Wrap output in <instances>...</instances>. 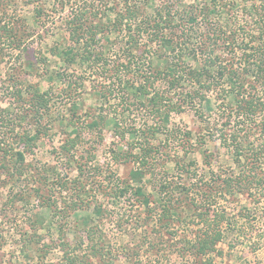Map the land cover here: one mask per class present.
Returning <instances> with one entry per match:
<instances>
[{
  "label": "trees",
  "instance_id": "trees-1",
  "mask_svg": "<svg viewBox=\"0 0 264 264\" xmlns=\"http://www.w3.org/2000/svg\"><path fill=\"white\" fill-rule=\"evenodd\" d=\"M64 1L76 3L78 0ZM122 2L124 10L114 13L112 22L109 21L111 26L91 22L87 8L73 14L69 37L75 45L62 50L60 57L66 66L79 62L93 68L102 65L103 70L108 63L104 54L94 48L96 36L107 31H117L122 36L124 62L113 67L112 79L108 83L95 89L103 104L109 105V100L116 98L117 106L123 108L108 121L116 139L109 150L112 163L133 165L126 180L109 173V190L117 198L131 193L135 203L144 210V220L152 221L153 216L159 236L167 235L173 240L180 235L182 244L166 245L179 257L193 258L196 264H212L210 255H222L219 245L230 234L249 228L253 230L248 219L252 210L244 207L237 213H230L221 205L245 197L252 209L260 204L264 206V0H200L191 4L160 0L161 5L153 16L142 15L141 3ZM243 12L248 15L241 26L238 14L243 15ZM250 20L254 27L248 25ZM200 26L202 35H195L194 29ZM80 42H83L81 46ZM191 59L197 63L189 65ZM27 66L31 67L30 64ZM56 77L60 78L59 75ZM72 83L67 86L71 88ZM171 91L178 92L176 101L170 96ZM17 95L21 92L17 91ZM31 100L39 116L47 110L50 98L46 91H35ZM130 106L144 110L150 123L136 130L124 122V112L129 111ZM186 108L205 125L202 130H206V135L209 138L215 136L229 154L235 167L233 172L210 171L208 177H199L195 183H172L157 170L164 158L154 143L159 135L164 140L161 149L167 148V141L181 142L183 155L192 149V133L169 125L170 115L179 114ZM72 110L75 113L78 106L73 104ZM107 118L99 115L88 124H79L100 131ZM69 124L72 129L61 146V153L70 161L75 157L74 149L81 142L84 127H79L76 122ZM15 136L23 145V151L14 152L0 141V153L3 154L0 155V168L8 178L23 174L24 154L32 152L40 131ZM203 140L200 138L198 147ZM211 156L203 153L205 165H210ZM168 160L175 159L168 154ZM8 161L11 165L7 164ZM181 162L174 163L175 170L188 181L196 178L193 174L195 163ZM85 167L77 164L79 177L84 175ZM88 170L93 174L101 172L96 165ZM43 179L48 181L46 176ZM57 180L60 188L72 189L74 195L61 209L50 197L43 198V206L49 209L52 220L75 217L85 233V251L81 241L73 245L65 238L68 224L63 225L60 221L55 222L59 239L50 243H44L36 235L42 221L38 224L31 221L29 228L33 232L26 245L38 247L40 264L55 248L61 254L59 264H90L92 257L97 260L107 258L103 264H111L112 253L99 245L102 240L92 226L93 217H106L107 209L92 199L93 207L89 210L90 206L82 199L86 192L80 178ZM68 184L72 186L69 188ZM151 184L157 200L146 192ZM241 220L249 223L240 225ZM248 237L251 249H256L264 232L261 235L254 231ZM229 248L232 250L231 246Z\"/></svg>",
  "mask_w": 264,
  "mask_h": 264
},
{
  "label": "rangeland",
  "instance_id": "rangeland-1",
  "mask_svg": "<svg viewBox=\"0 0 264 264\" xmlns=\"http://www.w3.org/2000/svg\"><path fill=\"white\" fill-rule=\"evenodd\" d=\"M133 1L141 3L142 15L148 16H153L161 5L160 0ZM179 1L191 4L200 0ZM85 8L90 11L87 17L91 22L111 26L109 23L112 22L114 13L123 11L124 4L122 0H78L76 3L64 0H0V141H4L14 152L23 151V145L15 135H33L37 130L40 131L32 152L24 154L22 175L8 178L0 168V264H40L38 247L26 245L33 232L29 228L31 221L37 224L42 221V226L35 232L44 243L58 241L56 221L63 225L67 223L65 238L73 245L76 241H81L82 250L85 251V233L75 217L52 220L49 209L43 206V198L50 197L57 201L58 209H61L65 201H70L74 192L72 189L60 188L56 184L57 179L64 181L78 178L85 185L86 193L82 194V199L90 206L89 210L93 207L91 201L94 199L108 211L104 218L93 217L92 226L102 240L99 245L102 244L106 251L112 253L114 259L111 264H196L195 259L181 258L166 246L182 244V237L179 235L170 240L167 235L159 236L153 216L152 221L144 220V210L135 203L131 193L117 198L109 190V173L126 180L133 165L112 163L109 150L116 139L108 121L123 108L117 106L116 98L110 99L109 105L103 104L95 89L108 83L112 79L113 67L124 62V44L117 31L99 33L95 38L94 48L104 54L108 63L106 68L102 70V65L93 68L87 63L79 62L66 66L60 52L74 47L75 44L69 37L70 28L73 27L71 21L73 14L81 13ZM241 15L238 14V20L242 26L248 14L243 12ZM248 25L254 27L251 20ZM194 31L195 35H202L203 28L200 26ZM188 63L195 65L197 62L191 59ZM146 70L149 71L147 68ZM50 78L54 79L50 81ZM72 81L70 88L67 85ZM17 91L21 95H17ZM35 91H46L50 98L47 110L39 116L31 100ZM170 96L174 101L179 98L178 92L174 94L171 91ZM73 104L78 106L75 113L72 110ZM99 115L108 116L102 130L85 128ZM123 116L124 122L136 130L141 129L145 123H150V117L137 106H130ZM116 118L120 119V116ZM71 122L78 123L84 129L81 142L74 149L75 157L69 161L62 155L61 146L71 132ZM80 122L87 124L80 125ZM169 122L170 127L192 133V149L187 155H183L179 141L178 144L167 141V148L161 149L164 140L163 136H158L154 143L159 146L158 151L163 153L164 158L157 170L161 171L166 181L195 183L199 177H208L210 171L227 174L234 171L229 154L220 146L215 136L209 138L206 135V130H202L205 125L191 110L186 108L179 114L172 113ZM200 138H204V142L198 147ZM204 152L212 155L210 165L203 162ZM168 154L175 160L166 161ZM0 155L3 156L2 153ZM181 160L184 163H195L193 174H196V178L188 181L175 170L174 163ZM78 163L86 166L84 175L80 177ZM7 164L11 165V162L8 161ZM93 165L101 168L100 174H93L88 170ZM45 176L48 181L43 179ZM67 186L70 188L72 185ZM146 192L157 200L153 184L147 186ZM245 200V197H241L234 202L223 203L221 207H225L230 213H237L248 207L252 210L248 219L253 230L249 228L230 234L219 245L222 255H210L212 264H264V238L259 246L256 245V249H251V241H247L250 233L259 231L262 235L264 232V206L260 204L252 209ZM248 223L240 221V225L247 226ZM155 244L157 247H154ZM60 257L59 249H51L43 258L42 264H59ZM89 261L90 264H103L107 258L97 260L92 257Z\"/></svg>",
  "mask_w": 264,
  "mask_h": 264
}]
</instances>
